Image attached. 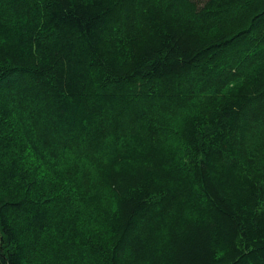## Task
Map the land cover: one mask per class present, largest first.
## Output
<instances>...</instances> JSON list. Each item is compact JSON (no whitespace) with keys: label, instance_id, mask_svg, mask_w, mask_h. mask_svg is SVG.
Returning a JSON list of instances; mask_svg holds the SVG:
<instances>
[{"label":"trees","instance_id":"trees-1","mask_svg":"<svg viewBox=\"0 0 264 264\" xmlns=\"http://www.w3.org/2000/svg\"><path fill=\"white\" fill-rule=\"evenodd\" d=\"M262 21L0 0V264H264Z\"/></svg>","mask_w":264,"mask_h":264},{"label":"snow or ice","instance_id":"snow-or-ice-1","mask_svg":"<svg viewBox=\"0 0 264 264\" xmlns=\"http://www.w3.org/2000/svg\"><path fill=\"white\" fill-rule=\"evenodd\" d=\"M264 22V21H262ZM262 116H264V112H262L261 114ZM253 119H256V117L254 116ZM253 163V160L252 158L250 157L249 160H248V164L251 165ZM260 167L262 169H264V157H261V164H260ZM262 175H264V173H262ZM135 237H136V232L135 230L133 229V231L129 234V237L127 239V242L121 246V253H123L124 249L126 248H130L133 246L134 242H135ZM4 237H0V243H3L4 241ZM137 251L139 252L140 249L137 247Z\"/></svg>","mask_w":264,"mask_h":264}]
</instances>
